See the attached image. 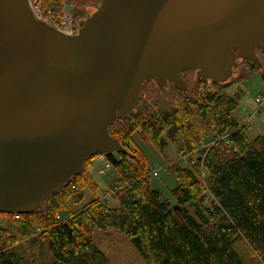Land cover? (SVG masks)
<instances>
[{"label": "water", "instance_id": "obj_1", "mask_svg": "<svg viewBox=\"0 0 264 264\" xmlns=\"http://www.w3.org/2000/svg\"><path fill=\"white\" fill-rule=\"evenodd\" d=\"M30 8L0 0L4 213L38 209L87 157L121 151L108 126L132 113L145 81L184 90L191 69L225 82L264 48V0H98L70 34Z\"/></svg>", "mask_w": 264, "mask_h": 264}, {"label": "trees", "instance_id": "obj_2", "mask_svg": "<svg viewBox=\"0 0 264 264\" xmlns=\"http://www.w3.org/2000/svg\"><path fill=\"white\" fill-rule=\"evenodd\" d=\"M38 1L43 13L50 10L52 16H58L63 3L70 0ZM71 1L90 8L85 16L98 5V0ZM77 24L76 20L74 26ZM254 53L260 65L249 59L238 60L228 81L212 82L215 91L254 72L264 81V48L254 46ZM182 78L184 90L169 81L162 88L151 79L145 81L132 113L117 116L108 126L111 138L123 146L117 155L104 154L118 174L113 180L118 186L114 190L116 206L95 197L66 221L56 217L59 209H69L70 202L83 200L84 184L88 188L94 185L96 191L87 170L94 156H89L82 171L72 178L73 188L66 183L32 212H0L8 221V227L0 226V264L34 263L36 260L30 262L26 257V248L32 243L48 252L46 264H110L91 239L93 227H113L124 233L146 264H264V135L249 138L230 114L237 106L235 100L211 92L206 79H196L191 69L184 70ZM202 85L203 94L199 91ZM212 112L219 132L215 131ZM137 127L156 147L164 144L161 134L180 137L178 149L182 154L198 151L206 135L204 127L214 140L226 135L201 150L204 158H196L191 169H172L179 181L172 190L179 209L150 188L142 156L128 146ZM200 166L203 182L197 174ZM207 195L212 197L208 205L204 203ZM177 214L183 218V225L178 224ZM19 240L26 241L25 248L17 244Z\"/></svg>", "mask_w": 264, "mask_h": 264}, {"label": "rangeland", "instance_id": "obj_3", "mask_svg": "<svg viewBox=\"0 0 264 264\" xmlns=\"http://www.w3.org/2000/svg\"><path fill=\"white\" fill-rule=\"evenodd\" d=\"M70 1H68L69 3L67 1L66 3H63V9L58 17L63 18L64 13H67L71 15L73 23H75L76 20L83 19L85 15H87L86 11L90 8L83 5L79 6L76 2ZM207 85L212 86L215 94L216 92L222 93L225 96L230 97L232 100H235L237 106L230 112V114L239 122L240 127L243 128L244 133L249 138L264 135V81L258 72H254L250 77L224 87L220 91H215L212 82L209 80H206V86ZM199 91L203 94V85L200 86ZM258 96L262 99L261 104L256 102ZM211 119L214 122L215 131L219 132L220 129L215 123L213 112L211 114ZM203 130L206 132V135L204 133L205 136L203 142L198 145V151H195L193 154H182L179 151L178 148L182 143L180 137L173 139L168 138L165 134H161V139L164 141V144L162 147H156L141 136L142 131L138 132V127L135 133H133L128 146L139 151L147 170V172L145 171V177H149L150 188L158 191L161 200L176 204L172 190L178 186L179 181L173 174V168L184 167L191 169L190 166L194 163L196 158H204V152L202 155L200 153L201 150L207 149V147H210L214 141H218L221 137L223 138L226 136L222 135L214 140V137H212V133L208 128L204 127ZM113 153L117 155L116 152ZM100 156L102 155H94L90 160V163L87 165V170L91 179L95 182L96 191H93L94 185L88 188L86 184H84L83 200L80 203L70 202L69 209L65 208L57 211L56 217L60 221H66L71 213L78 211L83 207L82 205L95 197H106V205L116 206V201L114 200L115 194L113 193L110 195V191L118 188V186L113 183L114 177H118V174L113 166H111L104 157L101 158ZM182 156H186V158L184 159ZM154 170L157 171V176H152L151 172ZM201 170L202 167L200 166L199 171L197 172L199 177ZM211 198L212 197L208 195L205 196L204 203L208 205ZM176 220L179 225H183V218L180 214L176 215ZM0 226L8 227L6 217L0 216ZM12 229L13 234H15L14 228ZM90 232L93 243L104 253L106 256L105 258L108 259L110 264H146L143 256H141L128 237L121 231H118L113 227L102 230L93 227ZM25 243V240H19L17 242V244L22 245L23 247ZM36 246L37 245L32 243L30 249L26 248V257L28 258V261L31 262L34 259L36 261L32 264H46L48 260H50L48 252L46 250H41L40 248L38 249Z\"/></svg>", "mask_w": 264, "mask_h": 264}, {"label": "built area", "instance_id": "obj_4", "mask_svg": "<svg viewBox=\"0 0 264 264\" xmlns=\"http://www.w3.org/2000/svg\"><path fill=\"white\" fill-rule=\"evenodd\" d=\"M29 1H30V6H31L30 9H32L33 14L36 18L43 19L45 21H49L51 23V25H53L57 30H59L63 33L70 34V33H73L75 31V26H74L71 15L64 13L63 18H60L58 16H52L50 10L46 11V13L42 12L41 7H40V1H38V0H29ZM207 88L211 92H214L211 85H207ZM259 97L260 96H258L256 98V102H259L261 104L262 99H260ZM247 121H248V119H247ZM100 157L103 158L104 156L102 155ZM182 157L184 159L186 158V156H182ZM119 158H122V157L119 156ZM200 173L201 174H200L199 179L203 182V175H204L203 171L201 170ZM151 174H152V176L153 175L157 176V171L154 170L151 172ZM69 184L72 188L74 187V184L71 181L69 182ZM114 190H116V189H114ZM114 190L110 192V195H112L115 192ZM105 199H106V197H102V200L104 202H106Z\"/></svg>", "mask_w": 264, "mask_h": 264}]
</instances>
